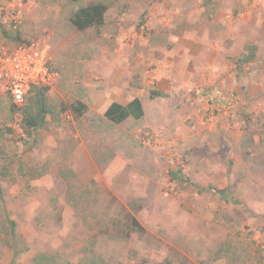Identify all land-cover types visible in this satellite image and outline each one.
Listing matches in <instances>:
<instances>
[{"label":"rangeland","instance_id":"obj_1","mask_svg":"<svg viewBox=\"0 0 264 264\" xmlns=\"http://www.w3.org/2000/svg\"><path fill=\"white\" fill-rule=\"evenodd\" d=\"M2 28L41 42L58 115L25 130L0 90V264H264V0H0Z\"/></svg>","mask_w":264,"mask_h":264},{"label":"trees","instance_id":"obj_2","mask_svg":"<svg viewBox=\"0 0 264 264\" xmlns=\"http://www.w3.org/2000/svg\"><path fill=\"white\" fill-rule=\"evenodd\" d=\"M109 7L104 3H89L86 6H81L71 17V25L80 32H85L89 29L101 30L106 23V15ZM4 37L15 43H21L22 39L17 34L8 32L2 28ZM249 53L244 54L240 63L249 64L256 58L257 46L252 45L248 47ZM51 90L49 86L32 85L28 99V104L21 109H17L12 103V110L19 111L23 114L22 127L25 130L37 131L44 128L48 122L49 117H57L58 112L49 102L48 93ZM11 102V100H10ZM72 109L78 116L83 115L86 111V107L83 103L77 102L75 105H69L65 107V111ZM144 107L140 99L136 98L127 105H122L118 102L112 103L105 112V118L113 124H121L126 120L132 118L134 120H140L144 117ZM174 178H178L184 183H190L197 187V185L191 183L188 179L182 175L181 172L172 173ZM211 188V187H210ZM210 188H201L200 190H210ZM216 193L225 201L230 200V191L228 189L216 190ZM55 258H49L45 255H38L35 257V262L38 264L53 263Z\"/></svg>","mask_w":264,"mask_h":264},{"label":"built area","instance_id":"obj_3","mask_svg":"<svg viewBox=\"0 0 264 264\" xmlns=\"http://www.w3.org/2000/svg\"><path fill=\"white\" fill-rule=\"evenodd\" d=\"M52 78L41 42L13 46L0 41V90L17 109L27 105L32 85H46Z\"/></svg>","mask_w":264,"mask_h":264}]
</instances>
